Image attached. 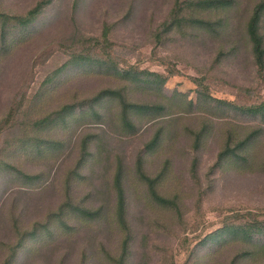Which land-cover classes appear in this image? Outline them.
I'll return each instance as SVG.
<instances>
[{"label": "rangeland", "instance_id": "obj_1", "mask_svg": "<svg viewBox=\"0 0 264 264\" xmlns=\"http://www.w3.org/2000/svg\"><path fill=\"white\" fill-rule=\"evenodd\" d=\"M227 1L0 0V264H264V0Z\"/></svg>", "mask_w": 264, "mask_h": 264}, {"label": "trees", "instance_id": "obj_2", "mask_svg": "<svg viewBox=\"0 0 264 264\" xmlns=\"http://www.w3.org/2000/svg\"><path fill=\"white\" fill-rule=\"evenodd\" d=\"M202 1L209 2V5H212V4L217 5L219 4V2L221 3L228 2L227 0H202ZM38 9L39 8H35L31 14L37 12ZM263 12H264V1H262L255 7V10L249 22V31L254 41V47L257 52V58L260 61H263L264 59V37L260 30V22H261ZM5 18H6V21H8L10 17H5ZM30 19L31 18H27V19L25 18L23 22H21L19 25L23 27V29L25 30L28 29L30 26V23H29ZM4 26L6 27V24ZM83 52L74 53V57H76L77 63L86 64L87 62H91L92 60L88 57L89 55ZM250 109L253 110V108H250ZM149 180H150V183L154 185V182L158 180V177L149 178ZM123 203H124V199L123 197H121V204Z\"/></svg>", "mask_w": 264, "mask_h": 264}]
</instances>
